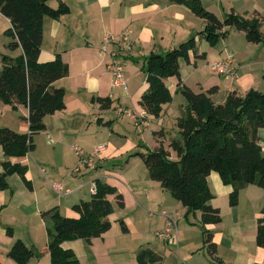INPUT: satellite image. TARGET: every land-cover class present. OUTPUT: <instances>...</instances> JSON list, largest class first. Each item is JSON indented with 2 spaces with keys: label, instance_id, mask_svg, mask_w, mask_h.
I'll list each match as a JSON object with an SVG mask.
<instances>
[{
  "label": "crops",
  "instance_id": "0c3cea01",
  "mask_svg": "<svg viewBox=\"0 0 264 264\" xmlns=\"http://www.w3.org/2000/svg\"><path fill=\"white\" fill-rule=\"evenodd\" d=\"M60 1L68 5L69 12L59 18L43 17L39 60L59 54L67 64V75L53 83L65 91L64 107L44 117L45 129L33 136L30 152L5 156L0 146V172L4 161L23 165L25 178L31 183L29 187L19 174L11 173L7 176L8 187L0 189V264H19L8 256L17 239L35 252L26 264H50V219L42 217V212L56 206L61 214L77 217L72 206L90 199L97 179L116 188L123 207L117 205L115 194H107L113 205L108 216L110 228L90 241L77 238L62 244L71 248L81 263L138 264V252L148 248L161 256V264H264V247L256 243L258 221L264 217L263 188L256 184L243 186L237 204L230 205L232 186L212 171L206 182L212 194L210 203L219 209L221 220L203 228L200 213L187 212L169 190L150 179L143 160L134 153L153 149L159 142L167 146L177 137L176 121L185 106L178 78L170 76L164 82L172 100L164 105L161 116L155 118L145 112L139 104L148 87L143 71L145 57L151 52L164 53L199 32L204 27L203 19L187 6L170 0H49V4L57 7ZM201 3L219 18L230 10L245 17L256 11L264 18V0ZM9 26V19L0 13V32L6 37V51L0 50V69L2 54L14 57L21 52L20 48L7 47L10 38L4 30ZM125 29L131 31L132 47L121 55L125 85L117 86L107 69L109 57L100 46L105 33L119 34ZM225 30L227 34L214 46L196 36L188 61L181 59L179 67L181 83L194 92L217 86L211 94L216 104L224 102L233 90L240 94L251 88L264 90V46L247 41L244 33L234 27ZM230 56L234 75L210 69L209 63ZM93 97H109L112 103L103 109ZM27 115L25 105L13 108L0 99V126L27 132ZM146 130L151 131L150 142ZM257 135L264 152V127ZM76 148L83 152V158ZM81 159H90L93 166ZM74 164L80 166L78 171H71ZM53 183L62 186L61 193L53 189ZM173 213L177 215L170 224L169 215ZM169 225L168 236L159 237L157 232ZM7 227L12 234L7 233ZM203 229L212 235L214 255L204 246Z\"/></svg>",
  "mask_w": 264,
  "mask_h": 264
},
{
  "label": "trees",
  "instance_id": "16d2710c",
  "mask_svg": "<svg viewBox=\"0 0 264 264\" xmlns=\"http://www.w3.org/2000/svg\"><path fill=\"white\" fill-rule=\"evenodd\" d=\"M187 6L204 21L199 32L164 53H149L144 59L143 71L148 83L139 99L145 112L155 118L161 116L164 105L172 100V94L164 80L170 76L178 78V88L185 99L182 114L177 118V137L167 146L159 142L153 149L134 152L147 167L149 177L169 190L187 212H199V224L217 223L221 220L219 209L212 206V194L206 177L212 171L218 173L224 184H230V205L237 204L239 190L247 184H256L264 189V152L259 143L257 131L264 127V90L251 88L240 94L233 90L224 102L216 104L211 94L217 86L205 91L194 92L181 83L179 77L180 60L188 61L189 50L196 45V36L209 45H216L227 34V27L242 31L247 41L264 46L262 24L264 18L258 12L245 17L230 10L219 18L205 9L201 0H170ZM69 12V7L60 1L52 7L49 0H0V13L9 19L10 26L4 34L10 38L7 47L20 48L21 52L12 57L2 54L0 69V99L13 108L23 104L28 109L27 132H18L0 126V146L5 156H23L33 148V136L45 129L44 117L64 107L63 88L53 83L67 75L68 67L59 54L40 61L43 17L59 18ZM100 107L108 108L109 97H93ZM100 122V118H98ZM174 154V157H172ZM0 189L8 187L7 176L17 173L25 184V166L2 162ZM95 191L90 199L80 200L72 206L77 217H68L54 206L42 212V217L50 219L47 227V249L50 264H83L71 248L63 247L65 241L83 238L90 241L107 231L111 222L108 216L113 211L107 194H115L116 203L123 207V198L115 187L95 180ZM264 212V208L262 209ZM122 231L127 227L120 220ZM12 234L10 227L6 228ZM204 232V246L210 255L216 252L212 235ZM256 243L264 247V217L259 219ZM8 256L19 264H26L35 252L21 239H17L8 251ZM138 264H161L162 258L153 250L145 248L136 256Z\"/></svg>",
  "mask_w": 264,
  "mask_h": 264
},
{
  "label": "built area",
  "instance_id": "2783aa9c",
  "mask_svg": "<svg viewBox=\"0 0 264 264\" xmlns=\"http://www.w3.org/2000/svg\"><path fill=\"white\" fill-rule=\"evenodd\" d=\"M130 37H131V31L129 29L122 30L119 34L105 33L102 37V43L100 46L101 51L107 54L109 57V60L107 63V69L113 77V84L117 86L125 85V82L123 79V63L121 60V55L129 51V49L132 47V41ZM232 62H233V59L230 56L225 60L209 63V67L211 70L215 71L216 73H221L225 75H234L235 69L233 68ZM76 153L80 157L83 156V152L79 150L78 148H76ZM81 161L85 162L90 167L93 166V163L90 159H87V160L81 159ZM79 169H80V166L77 165L73 168V171H78ZM52 187L57 193H61L62 186L59 183H53ZM91 191L92 192L95 191L94 183L92 185ZM162 212L164 215L167 214L165 211H162ZM176 215H177L176 213L169 215L170 224L171 222L173 223L175 222ZM170 229H171V225L157 232V235L159 237H167Z\"/></svg>",
  "mask_w": 264,
  "mask_h": 264
},
{
  "label": "rangeland",
  "instance_id": "374dc122",
  "mask_svg": "<svg viewBox=\"0 0 264 264\" xmlns=\"http://www.w3.org/2000/svg\"><path fill=\"white\" fill-rule=\"evenodd\" d=\"M4 39H6V37L2 34V32H0V50H2L3 49V51H6L5 50V48H4V44L6 43L5 42V40ZM5 42V43H4ZM9 54V53H8ZM183 99V102H185V99L184 98H182ZM178 102V101H177ZM126 121H128V120H126ZM126 123V122H125ZM133 129H134V127H133ZM146 132V139H147V142H150L151 141V131H149V130H146L145 131ZM263 132V129L261 130V133ZM77 164H74L72 167H71V171H72V169L76 166ZM71 166V165H70ZM70 166H69V169H70ZM46 168V167H45ZM82 168V167H81ZM84 169V168H83ZM42 171V170H41ZM67 172H68V170H66ZM69 173V172H68ZM70 174V173H69Z\"/></svg>",
  "mask_w": 264,
  "mask_h": 264
}]
</instances>
